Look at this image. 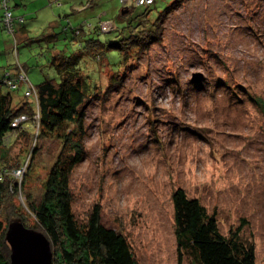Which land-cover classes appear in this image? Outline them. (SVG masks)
<instances>
[{"label":"rangeland","instance_id":"obj_1","mask_svg":"<svg viewBox=\"0 0 264 264\" xmlns=\"http://www.w3.org/2000/svg\"><path fill=\"white\" fill-rule=\"evenodd\" d=\"M13 1L6 2L12 15L22 16L15 22L18 58L13 37L0 31V73L17 60L35 85L55 76L53 55L60 52L77 57L93 89L101 79L100 95L85 107L84 156L70 179L78 222L98 204L101 222L125 235L140 264H176L171 196L181 187L216 213L223 234L242 223L241 237L253 244L256 264H264V0L177 5L161 23L160 40L141 55L132 52L127 64L135 65L111 83V69L98 55H112L113 66L123 61L119 49L108 47L120 36L92 29L111 17L120 30H136L135 19L123 22L119 14L136 16L146 6L16 0L14 7ZM169 2L155 0L148 19ZM102 24L111 29L109 21ZM75 26L85 35L74 33ZM82 38L101 44L89 48ZM19 93L23 87L15 98ZM20 143L11 144V156ZM36 145L37 166L23 188L38 201L60 141L47 137ZM6 214L17 219L10 209ZM183 264H190L187 258Z\"/></svg>","mask_w":264,"mask_h":264},{"label":"trees","instance_id":"obj_2","mask_svg":"<svg viewBox=\"0 0 264 264\" xmlns=\"http://www.w3.org/2000/svg\"><path fill=\"white\" fill-rule=\"evenodd\" d=\"M119 1L122 8H128L130 11L133 6L140 5L146 6V11L136 16H131L129 12L127 15L120 12L119 19L123 22L129 23L135 19L134 23L139 25L136 30H120L119 22L111 17L102 19L93 27L92 32L115 33L120 36L118 42H110L108 47L119 49L118 52L122 53L120 56H124L121 64L113 66L112 55L109 58L111 61L107 56L98 55L99 59L106 60L103 67L108 64L111 69L113 75L110 77V83L115 76L120 75L126 65L129 68L130 65H135L127 64V60L133 57L132 52L141 55L146 51L148 43L160 40L161 23L166 15L187 0H170L161 12L151 17V20L147 17V11L155 0L143 3L127 0L125 6L122 0ZM83 6L88 7V1H84ZM102 16L99 14L98 18ZM16 17H21L22 21L21 15ZM104 21L114 22V28L104 31L101 25ZM128 23L123 25L128 26ZM17 25H14L11 31L0 27L13 37L15 46L12 51L16 59ZM80 29L75 26L73 31H80V35ZM82 34L85 35L84 32ZM83 40L89 48L101 44L92 38ZM53 56L56 62L55 76L45 77L35 85L27 77L28 66L25 64L16 60L11 65L1 67L0 264H11V249L6 240V233L15 221H20L25 228L44 234L52 253L51 264H140L125 235L101 222L98 204L92 206L86 220L80 223L72 210L70 179L74 166L81 162L84 156L85 107L90 103L92 96L100 95L101 79L99 77L93 89L87 76L82 73L76 56L60 52ZM128 70L124 69L123 72ZM3 87L5 91L2 90ZM21 87L22 95L19 93L15 98L14 93ZM47 137L57 138L60 148L42 180L39 200L35 201V196H29V192L23 187L32 168L37 166L36 142ZM20 140L18 151L11 156V144ZM19 196L22 199L16 202L15 199ZM171 199L176 264H183L184 258H187L190 264H256L253 244L243 240L240 235L242 223L231 229L228 235L223 234L219 229L216 213L209 212L198 198L189 197L183 188L178 187L173 191ZM9 209L17 219L12 220L6 214Z\"/></svg>","mask_w":264,"mask_h":264},{"label":"water","instance_id":"obj_3","mask_svg":"<svg viewBox=\"0 0 264 264\" xmlns=\"http://www.w3.org/2000/svg\"><path fill=\"white\" fill-rule=\"evenodd\" d=\"M11 264H51L52 253L43 233L12 222L6 233Z\"/></svg>","mask_w":264,"mask_h":264},{"label":"built area","instance_id":"obj_4","mask_svg":"<svg viewBox=\"0 0 264 264\" xmlns=\"http://www.w3.org/2000/svg\"><path fill=\"white\" fill-rule=\"evenodd\" d=\"M6 2L7 0H1V5L4 7V11L0 15V27H5L9 31H11L13 29V26L15 25V22L21 21V17H14L11 14V11L9 7L7 6ZM143 2H151V0H138V3H143ZM101 25H102V29L104 30V25L103 24ZM113 25L115 26V23L112 21H109V29L110 28L113 29Z\"/></svg>","mask_w":264,"mask_h":264},{"label":"crops","instance_id":"obj_5","mask_svg":"<svg viewBox=\"0 0 264 264\" xmlns=\"http://www.w3.org/2000/svg\"><path fill=\"white\" fill-rule=\"evenodd\" d=\"M86 1H89L90 2V6L92 7L93 5H94V2H93V0H85V2ZM81 2V1H80ZM82 3V2H81ZM13 5H14V7H17L18 6V4H17V1L15 0V1H13ZM25 7H26V4L24 5ZM0 31H3V30H0ZM5 32V31H4Z\"/></svg>","mask_w":264,"mask_h":264}]
</instances>
